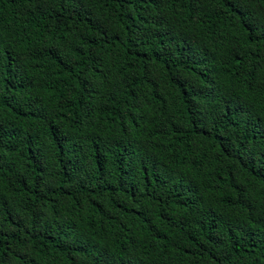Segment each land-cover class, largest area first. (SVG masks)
<instances>
[{"label": "trees", "instance_id": "1", "mask_svg": "<svg viewBox=\"0 0 264 264\" xmlns=\"http://www.w3.org/2000/svg\"><path fill=\"white\" fill-rule=\"evenodd\" d=\"M0 264H264V0H0Z\"/></svg>", "mask_w": 264, "mask_h": 264}]
</instances>
